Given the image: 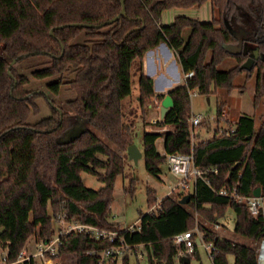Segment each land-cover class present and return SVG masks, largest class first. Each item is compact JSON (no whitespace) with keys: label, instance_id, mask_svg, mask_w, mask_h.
I'll return each mask as SVG.
<instances>
[{"label":"trees","instance_id":"trees-1","mask_svg":"<svg viewBox=\"0 0 264 264\" xmlns=\"http://www.w3.org/2000/svg\"><path fill=\"white\" fill-rule=\"evenodd\" d=\"M207 1L219 14L211 21L185 15H177L170 24L161 21L167 9ZM124 4L126 14L118 20L88 27L80 23L99 25L119 15L122 1L0 0V258L6 255L5 263L17 262L31 237L40 242L56 233V218L65 213L68 221L118 230L133 246L122 260L110 257L103 264H140L142 249L149 264H174L173 237L197 226L207 233L208 241L215 242L212 264H231L230 256L234 264H259L264 216L252 215L247 203L219 191L236 186L241 195L250 197L260 187L264 196V121L257 129L255 119L243 115L234 132L218 130L205 139L199 133L193 137L190 119L193 92L231 91L237 74L253 71L241 65L251 55L250 48L264 50V0H124ZM187 28L191 31L185 40ZM83 33V42H74ZM237 33L242 34L245 49L234 55L225 45L237 44ZM162 42L177 54L183 73L195 71V76L169 91L173 106L155 122V130L143 132L147 170L158 176L169 154L182 153L192 154L203 174L196 179L193 193L184 190L176 197L164 196L159 212H141L140 228L130 231L110 221L115 181L125 172L124 159L96 131L128 150L134 135L132 124L125 121L123 102L132 95L133 74L139 77L144 117L147 108L158 107L165 97L156 93L154 79L143 70L145 53ZM37 55L45 59L32 70L33 76L50 80L47 86L56 94L65 85L75 96L60 109L53 108L51 115L28 123L38 108L39 93L29 89V76L10 63ZM227 56L235 57L238 66L220 71L218 66ZM263 81L259 74L257 88L262 93ZM224 104L218 102V121H229L223 115ZM77 122L86 131L74 141L61 143ZM203 125L208 124L203 121ZM166 126L170 129L163 130ZM159 138L164 139V154L157 148ZM84 172L104 185L88 187ZM186 194L190 200L181 204ZM158 200L156 191L149 189L148 207ZM229 207L236 213L235 232L254 246L224 237L202 221L219 223ZM110 245L105 239L71 233L63 238L58 257H69L68 264H99ZM198 254V264H204ZM181 264L192 262L183 259Z\"/></svg>","mask_w":264,"mask_h":264},{"label":"rangeland","instance_id":"rangeland-1","mask_svg":"<svg viewBox=\"0 0 264 264\" xmlns=\"http://www.w3.org/2000/svg\"><path fill=\"white\" fill-rule=\"evenodd\" d=\"M177 15L190 16L201 21H211L214 17L219 16L218 11L213 9L211 2L207 1L201 6L195 5L189 8L173 7L167 9L163 12L161 21L163 24H170ZM190 31L189 28L185 29L183 33L185 40L188 39ZM84 39L85 34L83 33L75 38L74 42H83ZM44 57L45 55L30 56L14 64L19 71L24 72L31 79L29 89L39 93L37 97L38 108L33 109L28 117V123H35L51 115L53 108L60 109V106H63L68 99L74 98L75 96V92L68 89L65 85L62 86L60 92L56 94L47 86L50 80H39L33 76L32 70L40 61L45 59ZM236 66H238L237 59L233 56H227L223 62L219 64L218 69L220 71H226ZM234 87L235 88L231 91L225 88H218L215 93L210 95H203L199 92H193L191 94L192 115H202V120L206 121L208 124L199 126L196 129L203 138L210 139L214 137L218 130L235 126L240 116L243 115L253 117L256 121L257 129L264 121V93L260 92L257 88V70L253 69L250 73L245 71L237 74L234 80ZM138 92L139 77L137 74H133L132 95L126 98L123 103L125 121L128 124H132L134 135L132 144H136L138 149L142 152V156L139 157L137 162L129 157L128 150L126 151L114 142L107 140L104 135L96 131L103 140L110 144L114 152L117 155H121L124 159L125 172L119 174L116 178L112 214L110 216V221L120 224L123 228H127L131 225H141V212H147L149 209V189L156 191L158 199L170 195L176 197L180 192L184 191V189L181 188L183 178L174 174L170 170L168 163L161 166L162 171L158 176L150 174L147 170L144 157L143 132L145 130L152 131L157 128L155 122L161 119L162 102L158 107L154 106L147 108V113L144 117L143 110L139 103ZM218 102L225 103L223 113L228 117L229 121L225 119L218 121ZM168 128L170 129V126H166L162 129L165 130ZM157 148L160 153L165 151L164 139L159 138L157 140ZM82 177L84 183L88 187L100 189L104 185V183L93 174L84 172ZM190 184V188L185 189L187 193H192L194 191L193 182ZM202 221L224 237L245 245H255V243L247 237L235 232L236 213L232 207H229L225 217L220 219V228H218L216 224L211 225L205 220ZM38 246L39 244L36 242L35 237H31L25 252L27 254H33L37 251ZM141 252L143 255H139L140 264H149L145 251L142 249ZM201 252L203 253L202 258L204 264H212L208 256L204 253L203 248H201ZM229 259L230 263L234 264V257L230 256ZM70 261L71 259L69 257L60 258L61 264H68ZM2 263L3 258H0V264ZM192 264H198V262L192 261Z\"/></svg>","mask_w":264,"mask_h":264},{"label":"built area","instance_id":"built-area-1","mask_svg":"<svg viewBox=\"0 0 264 264\" xmlns=\"http://www.w3.org/2000/svg\"><path fill=\"white\" fill-rule=\"evenodd\" d=\"M195 76V71H190L184 73V81L193 78ZM224 116H226L223 113ZM202 115H194L190 119L191 132L193 137L196 135L197 127L201 126L203 122ZM226 120V119H225ZM230 123V122H229ZM235 126L225 127L219 130V133L230 134L234 132ZM168 164L170 170L183 178L181 182L182 189H189L190 183L193 181V187L195 190V182L199 176H202L203 171L195 166L194 157L192 154H169ZM215 171V169H213ZM220 195L227 196L232 200L237 202H245L248 205L249 212L254 215L264 216V196H243L240 194L238 187L233 188H223L219 191ZM162 198L148 209L149 213H158L161 209ZM58 228L56 233L47 240H42L39 242L38 249L33 254H27L25 250L21 253L20 258L17 262L11 264H61L59 255V249L62 245L63 238L71 233L85 234L89 235L97 240H108L111 245L107 247L102 253L99 260V264H103L108 258L112 257L115 260H122L123 257L131 253L132 245L128 244L125 237L120 234L118 230L110 229L106 227H100L89 223H83L78 221H68L66 219V214H59L56 218ZM216 226L220 228V223ZM140 226L131 225L127 227L130 231H135L139 229ZM207 233L201 231L199 227H195L193 230L185 231L176 234L173 237L176 254L174 256V264H181L183 259H188L190 262H199V252L201 248L204 249V253L208 256L210 261L214 259L217 254V249L214 241L207 240ZM139 255H143L142 252ZM6 255L3 256V263H5ZM258 263L264 264V241L260 244L258 249Z\"/></svg>","mask_w":264,"mask_h":264},{"label":"crops","instance_id":"crops-1","mask_svg":"<svg viewBox=\"0 0 264 264\" xmlns=\"http://www.w3.org/2000/svg\"><path fill=\"white\" fill-rule=\"evenodd\" d=\"M143 70L147 76L154 79L157 94H164L166 96L169 94V91L184 82V73L181 69L178 56L165 42L145 53ZM198 133L196 132V134ZM164 153L165 151L162 154ZM37 243L39 244V242Z\"/></svg>","mask_w":264,"mask_h":264},{"label":"water","instance_id":"water-1","mask_svg":"<svg viewBox=\"0 0 264 264\" xmlns=\"http://www.w3.org/2000/svg\"><path fill=\"white\" fill-rule=\"evenodd\" d=\"M122 4H123V9L121 11V13L119 15H117L116 17H113L112 19L106 21L103 24H99V25H95V24H90V23H80L83 26H88V27H100L103 25H107L110 24L116 20H118L122 15L126 14L125 11V4H124V0H121ZM237 37L239 38V35H237ZM226 50L231 53V54H239L242 49H243V42L241 39H239L238 44H227L225 45ZM258 51V50H257ZM38 51L32 52L31 54H37ZM254 58H248L242 65L241 68L245 69V70H252L253 66H254ZM18 61V58L13 59L12 62L10 63V67H12L16 62ZM174 102L172 97L167 94L164 99L162 100V105H161V119L165 116L166 112L173 106ZM86 131L85 125L82 124V122L76 123L71 129H69L64 137L60 140L61 143H68L71 141H74L76 138H78L82 133H84ZM128 152H129V157L131 159H134L136 162L138 161L139 157L142 156V152L138 149L136 144H131L128 148ZM236 167H238V164L235 165L233 167V169H235ZM254 196H261V188L257 187L254 191ZM190 195L186 194L185 195V199H181L180 203L181 204H186L189 200H190ZM186 262H189L188 259H185Z\"/></svg>","mask_w":264,"mask_h":264},{"label":"flooded vegetation","instance_id":"flooded-vegetation-1","mask_svg":"<svg viewBox=\"0 0 264 264\" xmlns=\"http://www.w3.org/2000/svg\"><path fill=\"white\" fill-rule=\"evenodd\" d=\"M237 35H239V38L237 37ZM236 37L238 38V42H239V39H241L242 42H243V36H242L241 33H237ZM244 49H245V44L243 43L242 51ZM250 54L251 55L248 58H254L255 59L254 63H253L254 66H253L252 69H256L257 70V78H258V75L261 74L263 76V79H264V50H261V48L259 46L252 47V48H250ZM258 64L261 65V66H259ZM260 67H261V70H260Z\"/></svg>","mask_w":264,"mask_h":264}]
</instances>
